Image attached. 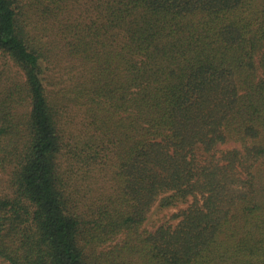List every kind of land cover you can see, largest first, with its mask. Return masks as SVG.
Listing matches in <instances>:
<instances>
[{"label": "trees", "instance_id": "trees-1", "mask_svg": "<svg viewBox=\"0 0 264 264\" xmlns=\"http://www.w3.org/2000/svg\"><path fill=\"white\" fill-rule=\"evenodd\" d=\"M0 264H264V0H0Z\"/></svg>", "mask_w": 264, "mask_h": 264}, {"label": "rangeland", "instance_id": "rangeland-1", "mask_svg": "<svg viewBox=\"0 0 264 264\" xmlns=\"http://www.w3.org/2000/svg\"><path fill=\"white\" fill-rule=\"evenodd\" d=\"M185 206L186 204H182L179 207L162 209L157 203L149 213V218L146 222L147 226L152 228V227H156L157 225L162 224L163 222L168 220L174 212L178 211L179 208L185 207Z\"/></svg>", "mask_w": 264, "mask_h": 264}]
</instances>
